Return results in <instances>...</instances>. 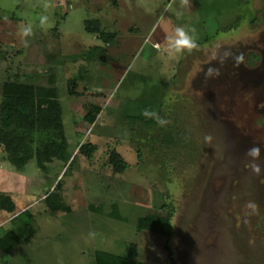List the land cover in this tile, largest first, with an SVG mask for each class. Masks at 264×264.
Here are the masks:
<instances>
[{"label":"rangeland","instance_id":"obj_1","mask_svg":"<svg viewBox=\"0 0 264 264\" xmlns=\"http://www.w3.org/2000/svg\"><path fill=\"white\" fill-rule=\"evenodd\" d=\"M170 2L0 0V110L9 80L55 88L67 139L60 157L30 160L27 183L2 175L16 168L0 146V201L18 205L0 212V240H20L10 252L0 244V264H95L97 252L126 256L133 245L144 264H171L170 253L178 264H264V78L248 91L228 81L216 96L199 87L206 66L259 42L264 0ZM167 6L185 12L177 28L199 35L195 48L145 42ZM90 22L114 38L89 33ZM145 109L168 123L151 128Z\"/></svg>","mask_w":264,"mask_h":264},{"label":"trees","instance_id":"obj_2","mask_svg":"<svg viewBox=\"0 0 264 264\" xmlns=\"http://www.w3.org/2000/svg\"><path fill=\"white\" fill-rule=\"evenodd\" d=\"M87 31L99 34V38L107 43L114 38L113 34L106 36L107 34L99 32L93 22L87 24ZM100 112L99 107L93 108L92 113L86 117L87 121L94 124ZM62 117L61 104L55 88L29 85L18 79L6 82L0 110V146L8 154L9 161L19 170H23L34 157L39 159L42 155L49 159L60 157L67 143ZM147 125L152 128L157 124L155 119L151 118ZM176 141L167 139L169 144ZM94 150L95 147L90 144L80 149L81 153L89 158H92ZM111 163L117 173H124L128 167L122 156L116 152L111 156ZM4 209H6L4 201H0V210ZM115 216L121 219L118 215ZM19 242V236L14 231L0 240V244H5L6 252H10ZM169 258L171 264H178L171 253ZM95 264L144 263L138 260V251L133 245L126 256L99 251L95 255Z\"/></svg>","mask_w":264,"mask_h":264},{"label":"flooded vegetation","instance_id":"obj_3","mask_svg":"<svg viewBox=\"0 0 264 264\" xmlns=\"http://www.w3.org/2000/svg\"><path fill=\"white\" fill-rule=\"evenodd\" d=\"M261 39L257 42L258 44L253 42L249 48L251 49L250 52L247 54L243 52V57L233 52L221 56L220 60L214 61L212 66H206L205 71L201 74L199 84L201 90L204 93L207 92L204 95L216 96V86H226L228 81L232 83L234 88L239 85L243 90L258 87L264 78V48L258 46L264 44V34H262ZM250 58L252 60H249ZM209 69L213 71L209 73ZM215 73L219 74L218 78L213 76ZM254 77H256L255 80ZM258 95L260 97L257 100L259 102L263 101L264 89ZM262 115L264 117V111H262Z\"/></svg>","mask_w":264,"mask_h":264},{"label":"crops","instance_id":"obj_4","mask_svg":"<svg viewBox=\"0 0 264 264\" xmlns=\"http://www.w3.org/2000/svg\"><path fill=\"white\" fill-rule=\"evenodd\" d=\"M171 2H172V0H171ZM171 2L169 3V5L171 4ZM168 6L166 7V9L164 11L165 18H168V22L165 25V27L161 28L162 22L165 20V18H164L160 24L157 23L156 25H154L150 29V31L147 33V37L145 39V42H148V41L151 42L153 39L155 48H161L164 45H168L169 41L175 36V30L177 28V23L181 24L182 26L184 23H186V20H185L186 18L184 17L185 12L181 8H178L176 6V8L173 9V12H172L171 9L173 6L169 9H168ZM135 29H136V31L139 30L138 28H135ZM188 32L190 35H193L192 30H188ZM136 33H135V35H136ZM198 38H199V35H196L197 40H199ZM214 47H215V45L213 46V48L206 50L205 53H203L202 55H200V56L197 55L196 60H199L200 58L208 57L213 52ZM26 166H25V168H26ZM14 167L16 168V170H4V173H3V170L2 171L0 170V173H3L2 175L5 177L9 176L12 178H15V177L20 178L21 180H24L27 183V181L29 179L28 178V175H29L28 172L29 171L25 170V168L23 170H19L16 166H14ZM46 199H48V198H46ZM14 200H10L8 195H6L5 198H2V201H4V206L6 209L0 210V212L14 213V211L17 210V208H18V205L16 204V201H14ZM20 207L22 208V205ZM10 209H12V211H10Z\"/></svg>","mask_w":264,"mask_h":264},{"label":"clouds","instance_id":"obj_5","mask_svg":"<svg viewBox=\"0 0 264 264\" xmlns=\"http://www.w3.org/2000/svg\"><path fill=\"white\" fill-rule=\"evenodd\" d=\"M48 20L47 16H42L41 17V23L44 24ZM194 31V30H193ZM19 34L22 35L23 37H29L32 35V28L31 26H24L21 25ZM197 46L196 44V39L193 35H190L188 31L184 27H178L175 30V37L172 38L169 41V53H181L183 50L188 49L191 50ZM213 70L209 69V73H211ZM143 116L145 118H152L155 119L157 124L160 126H165L168 121L165 120L164 118L160 117L155 113L154 111H150L148 109H145L143 111ZM260 154V149L259 148H252L249 150V155L253 157H257ZM255 171L259 173L261 169L259 167L255 168Z\"/></svg>","mask_w":264,"mask_h":264}]
</instances>
